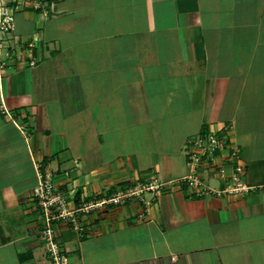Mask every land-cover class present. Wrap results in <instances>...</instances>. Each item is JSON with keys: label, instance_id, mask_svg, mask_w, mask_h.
<instances>
[{"label": "crops", "instance_id": "obj_1", "mask_svg": "<svg viewBox=\"0 0 264 264\" xmlns=\"http://www.w3.org/2000/svg\"><path fill=\"white\" fill-rule=\"evenodd\" d=\"M15 12L38 63L0 74V264H50L36 163L71 204L188 172L187 138L216 129L264 183V0H44ZM219 185L213 177L206 179ZM56 236L68 264H264V186L244 197L164 188Z\"/></svg>", "mask_w": 264, "mask_h": 264}, {"label": "built area", "instance_id": "obj_2", "mask_svg": "<svg viewBox=\"0 0 264 264\" xmlns=\"http://www.w3.org/2000/svg\"><path fill=\"white\" fill-rule=\"evenodd\" d=\"M25 0H0V74L4 70L18 67H32L38 63L33 40H18L15 32V12ZM33 8H42L44 0L29 1ZM187 173L181 177L164 181L156 176L136 179L117 186L108 193L82 198L71 204L67 196L59 191L53 181V172L36 163L37 182L31 196L35 201L41 219L39 235L44 243L50 264H68V251L56 236L58 222L67 221L79 236L84 234L82 219L105 210L110 206L122 205L131 199L140 201L145 208L166 187L185 184L190 195L195 197H244L256 188L264 186L250 184L246 180L245 164L240 148L231 139L216 129H207L184 142ZM215 178L219 185L212 186L207 178Z\"/></svg>", "mask_w": 264, "mask_h": 264}, {"label": "trees", "instance_id": "obj_3", "mask_svg": "<svg viewBox=\"0 0 264 264\" xmlns=\"http://www.w3.org/2000/svg\"><path fill=\"white\" fill-rule=\"evenodd\" d=\"M204 131H205V129L203 128L201 132H204Z\"/></svg>", "mask_w": 264, "mask_h": 264}]
</instances>
